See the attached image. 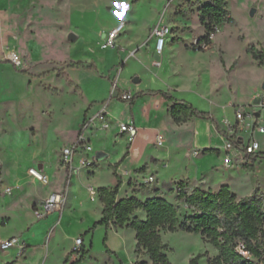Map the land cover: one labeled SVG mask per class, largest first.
<instances>
[{
	"label": "rangeland",
	"instance_id": "rangeland-1",
	"mask_svg": "<svg viewBox=\"0 0 264 264\" xmlns=\"http://www.w3.org/2000/svg\"><path fill=\"white\" fill-rule=\"evenodd\" d=\"M227 2L228 20L219 25L220 30L216 34L212 49L198 50L193 42L207 32L201 15L203 6L210 3V0H124L127 7L125 11H121L123 14L119 19L112 13L113 0H0V62H8V53L15 48L13 41H17L15 39L17 35H21L17 50L20 53L27 50L29 58L34 61L30 50L35 47L25 43L28 40L32 43L33 38L36 39L35 44L42 47V56L35 61V65L34 62L26 61L21 66L13 64L14 70L26 73L31 78L36 77V73L48 71L35 78L39 81L28 80L27 94L22 95L23 98L16 103L17 106H5L0 110V177L13 167L19 158L32 152L35 138L31 134H35L36 130L40 149L48 152L47 154L58 147L57 136L69 139L66 131H76V128H70L75 121L70 116L79 106L74 99L77 98L75 93L83 100L85 97L89 98L87 91L91 96L106 94L107 97L101 103L99 111L87 114L65 148L72 147L80 135L85 138L83 144L92 143L95 146L97 138L106 139L112 132L116 139L125 138L126 149H129L132 143L130 137L118 133L119 123L124 120H112L109 112L110 114L115 112L121 119H135L139 125V121L146 118L145 114L148 111L153 118L157 108L166 104L163 97L157 94L139 97L135 106L133 104L136 98L132 100L121 98L125 91L132 94V89L137 88L141 91L158 88L165 90V87H172L186 95H189L190 91H196L204 101L198 102L195 108L207 113L211 106L219 113L222 105L230 103L231 94L237 92L235 96L238 102L247 104L241 106L242 112L250 113L256 110L254 106L257 104L258 96L253 93L255 91L259 94L264 84V0ZM253 8L256 12L252 16ZM119 23H124L126 28L118 37L117 46L104 48L105 34ZM15 24H32L34 33L28 29L23 31L21 28L13 27ZM157 24H166L171 30L167 35L160 60L155 59L154 28ZM75 32L80 35L77 40L76 36L73 38V35H77ZM130 43L133 46H130ZM172 44L176 46L172 47ZM127 55L128 58L124 59ZM71 60L84 61L85 64H92L96 68L85 69L78 66L71 68L74 63ZM156 61H161L163 66L161 68L160 65L157 66ZM56 68L58 70L54 71ZM163 70L167 71L163 73ZM116 82L118 88L112 96L111 91ZM80 83L86 90L76 87L77 84L82 86ZM63 107L69 115L61 113ZM257 110L260 111V121L264 123V109ZM51 111L54 118L52 122ZM8 112L12 116H9ZM190 118L192 117L189 115H181L176 122L167 113L161 115L160 125L167 130L162 145H159L157 140H148V131L143 129L134 139V143L146 145L145 155L149 160L154 151L160 155L157 163L163 162L161 158L167 160L168 167L162 166L159 169L163 177L160 178V183L162 185V179L172 182L164 190V194L178 207L180 218L183 219L193 213L184 199L177 198L180 183L183 181L181 178L187 168L194 172L198 167L201 173H209V177L213 179L212 183L215 184L227 181L225 184L229 185L231 191L237 193L240 198L251 195L255 189L264 193V157L252 160L250 164H239L237 167L243 172L224 166L225 154L222 149L224 142L220 140L218 143L213 139L209 119L196 117L190 124H182ZM98 131L102 132L97 133ZM257 138L262 143L264 152V134H257ZM123 144L124 140H120L119 145ZM65 148L59 157L61 165ZM194 150L200 151L196 157L189 154ZM135 153L139 155V151ZM75 155H80V164L81 161H92L89 165L81 167L98 168L96 160L87 154L83 145ZM74 161L73 159L72 172L77 177V183L88 192L89 188H94L98 193L99 188L94 184L111 187L114 174L121 179L124 176L118 167H110L107 163L87 179L84 173L79 176L80 171L75 168ZM67 169L70 171L71 168ZM147 169L145 167L138 170L136 174L143 179L148 178L151 173ZM213 172L216 175L214 178L211 175ZM191 184L190 180H186L187 192L198 186L197 182L192 186ZM4 185L14 186L11 196L3 193ZM148 185L154 186L153 183H141V186ZM216 185L214 188L209 185L201 188L217 191L219 187ZM60 187L59 175L46 186L33 179L21 185L12 183L9 178L0 180V199L8 196L7 199L0 200V244L9 233H20L40 219L30 206L34 196L47 194L52 189L60 190ZM84 195L87 196V192ZM98 197L99 193L95 198ZM93 203L95 204V201ZM97 214L96 208L91 209V216ZM78 231L75 221L71 222V226H57L54 232L59 245L57 250L63 246L68 247L71 235ZM80 237L84 240L83 236ZM85 238L86 243L82 242L80 250H75L74 247L73 253L78 254L79 258L84 253V259L92 250L93 258L84 264H107L106 258L109 255L104 238L97 234L93 239L92 249L89 243L91 235ZM162 239L168 244L167 254L172 264H189L188 258L197 255H202L199 264H208L207 255L215 250L212 245L205 244L198 233L163 231ZM262 239L264 240V233ZM5 256L6 254L0 250V264ZM47 264L59 262L57 258H53Z\"/></svg>",
	"mask_w": 264,
	"mask_h": 264
},
{
	"label": "crops",
	"instance_id": "crops-1",
	"mask_svg": "<svg viewBox=\"0 0 264 264\" xmlns=\"http://www.w3.org/2000/svg\"><path fill=\"white\" fill-rule=\"evenodd\" d=\"M116 25L111 27V29L114 28ZM31 26L32 24H15L13 27L21 28L23 31L28 29L29 31L34 33ZM75 36L77 40L80 35L77 33V35H73V38H75ZM20 37L21 35H17L15 38L17 41L15 42L13 41L15 48L8 53V56H7L8 62L6 63L0 62V110H2V107H5V106L7 107L8 106L11 107L10 105L17 106L16 103L21 101V99L23 98L22 95L25 93L27 94L28 80L32 82L39 81V79L35 80V78L41 75H44L48 72V71H45L41 74H38L33 69L35 73L37 74V76L34 78H31L26 73L18 72L14 70V67H13L14 65L9 60V54L11 52L20 53L17 50V46L19 45V42H20L19 41ZM28 41L27 42L25 41V43L35 47V49L30 50L32 52V57L35 58L34 61H31L32 60L31 57L29 58V53L27 50L23 51V53H25L27 56L26 62L27 63L34 62V65H35V61H38V59L41 58L43 49L38 44H35L36 39L31 38L32 43ZM129 45L133 46L132 43H130ZM174 46L176 45L172 44V47ZM137 47L138 46L136 45L135 48ZM34 51L35 53H33ZM31 52H30V55H31ZM160 57L161 56L158 57L157 54L155 55L156 60L158 59L160 60ZM127 58H128V55L125 56L124 59H127ZM71 61H74V63L77 62L75 60H71ZM73 64L70 66L71 68L75 67L73 66ZM162 66H163L162 62L160 61V68ZM94 68H96V66H94ZM53 70L57 71L58 69L56 68ZM166 71L167 70H163L162 72L164 73ZM80 84L83 87L80 86L79 84H77L76 87L82 88V89L84 88L86 90L85 86L82 83ZM169 89L170 91H168ZM150 91H154V92L151 93ZM158 91L167 92L177 99L190 102L194 107L196 106L198 102L204 101V99L201 96H199L196 91H190L189 95H186V94L181 93L180 90L173 89L172 87H165V90L158 88V89H144L141 91L140 89L137 88V89H132V94H135L134 96H136L137 94H141L142 96L147 95V94H157L163 97L160 93H156ZM260 92L261 90L259 91V93ZM87 94L89 98L85 97V100H83L81 96L75 93L77 98H74V99L78 102L79 106L73 112V115L70 116L71 119L73 118V120H75L73 122V125H71L70 128H76V131L78 130L80 123L83 122V120L85 119L88 113L95 114L97 111L101 109V106H102L101 103L105 101L107 97L106 94L102 96H91L89 94V91H87ZM235 94L237 95V92H235L234 94H231L232 99L230 103L228 105H222L223 107L220 108L219 113L214 109L213 106L207 109L209 113L211 114V119L208 120L209 127H210L209 128L210 133L212 137H214L213 139L217 140L218 143H220L219 142L220 140L223 141L221 135L219 134L220 131L224 129L223 121L225 119H228L232 124L237 123L236 117H235L236 109L237 108L241 109V106L247 105L245 102H241V103L238 102ZM253 94L258 96V94L255 91ZM163 99L166 101V104H163L162 107L157 108V111L156 113H154L155 115L153 118H152L151 112L148 111L145 114L146 118L139 121L140 122L139 125L136 124L135 119L125 120V119H121V117L118 118L115 112H112L111 114L109 112V115L112 116L111 118L112 120L115 119L117 121L124 120L123 122H129V121L133 122L138 127L139 131L142 129L147 130L148 140L156 141L158 136L163 139V136L164 137L167 136V130L163 128V125H160L161 115H164V113H167L169 116H171L168 113L169 101L166 100L164 97ZM137 101H138V98H136L133 106H135ZM247 108L249 109L250 107H247ZM230 109H232V111ZM61 113L63 115H69L68 113L65 112L64 107L61 108ZM8 115L12 116L10 112H8ZM52 115H53V111L50 112V120H51L50 122L54 120ZM260 118H261V115L259 116V121H260ZM194 119H196V117H192L188 121L183 122L182 124H190L191 121H193ZM182 124H179V125H182ZM32 127L34 126L32 125ZM76 131L74 132L70 130L66 131V134L69 135L68 140H65L62 136H57L56 138L59 142L58 147H56L54 151H49V154H47L48 152H43L40 149V146L38 144L39 136L36 130L35 134H31L32 137L35 138V141L33 142V146H32L33 147L32 152L26 155L25 157L19 158L13 167H10V169H8L5 174L4 173L1 174V177H0L1 181L9 178L12 183H16L17 185L26 184L27 181L30 179L37 181L36 179H34L32 176L29 175L28 171L32 167L38 168L43 173H45L49 177L50 182L57 175L61 177L60 190L52 189L47 194H43L40 196L36 195L31 199L30 206L33 208V210H35V207L40 202L45 200L53 192H62L65 194V198H66L64 208L61 212L56 211V212L50 213L44 218H40V219L38 218L39 220L32 223L31 227H28L27 229L22 230L20 233L19 232L9 233L6 237L3 238V240H6L11 237H17L18 242L23 247H15L10 252L8 251L4 253L6 254V256L3 259L1 264H6L8 262H14L15 264H47L53 258H57L59 264H73L75 261L79 259V255L73 253V249L75 247V240L78 237L83 236V239H84L83 243L85 244L86 243L85 236H88L89 234L91 235V238L89 241V243L91 244V249L94 246L93 239L95 238L97 234L100 235L101 238H104L105 245L107 246V250H108L107 252L109 255L106 258L107 264H137L138 262L139 263L146 262L147 264H152V261L150 260L149 255H147L145 251L141 253L136 252L137 240H136V231L134 229L126 227V226L115 228L114 225H111L109 227L100 225L92 230V228L94 227V224L102 218L103 204L100 200V197L91 199L92 197H90V192H88L85 187L82 188L80 184L77 183V180H76L77 177H75V175L73 174L74 172H72L71 169L70 171H68L67 168H65L63 165L59 163V157L61 155L62 149L65 148L66 144L70 143L72 139V135ZM100 132L102 131H98L97 133H100ZM118 133L121 134L122 136L126 135L120 132L119 127H118ZM103 135H105L104 132H103ZM238 135L246 136L245 132L241 130L239 126H238ZM116 140H117V143H116ZM120 140H124L123 146L119 145ZM163 142H164V139H163ZM126 143L127 141L125 138L116 139L115 134L112 132L110 133V136L106 139L104 137L97 138V142H95V146H99V148L96 149V147L92 143H90L93 146V152L90 153V155L96 160V164L98 165V168L94 167L92 169V168H87V167H81L80 155H75L74 165H75V168L80 171L79 176H81V174L84 173L85 177L89 179L91 178V175L96 174L97 171L100 170V167L102 165H107L108 163L110 167H118L123 172V175H124L123 178L121 179L120 177L118 178L113 173L115 178L113 180V184L111 187L117 186L119 184V181L121 180V186L119 188V193L117 196L118 200L121 198H126V197H131V196H135L141 201H145L148 198L157 197V196L164 197L168 200V198L164 194V190L172 182L167 181V180L165 181L164 179H162V185H161L160 178L162 177V175L159 171L160 167L162 166L168 167V164L166 163L167 160L165 158H161L163 162L157 163L156 161L159 159L160 155L158 153H155V151L153 152L154 155L150 156V160H149L145 155L146 145L134 143V141H132L129 149H126ZM261 148H262L261 150L262 152L263 151L262 143H261ZM113 150H115V152ZM135 151H139V155H137ZM97 154H100L99 159L97 158ZM189 154L191 155L193 153L189 152ZM162 156L165 157L164 155ZM194 157L196 156L194 155ZM103 160L105 161L102 162ZM247 163L250 164L251 162L249 161ZM239 164L242 165L246 163L240 162ZM237 166L231 169L239 170L243 172V170ZM145 167L148 168L147 171L151 173L150 176H154L155 178V181L153 182L154 184L153 187H151L150 185L141 186V183H143L142 181L144 179L142 177H139L136 174L138 170H142ZM208 174L209 173L207 174L201 173V169L198 167L194 170V172L190 171L187 168L185 174L183 175L181 179L185 181L190 180V182L192 183L191 186L195 182H197L198 186L200 187H204V185H209V187H212V188H214L213 186H215L216 184H217L216 185L217 187H220L221 185L227 182V181H222L221 183H216V184L212 183L213 179H211V177H209ZM211 175H212V178L216 176L214 172ZM231 177L232 176H230V178ZM94 186L98 188L104 187V186H100L96 184H94ZM8 187L12 188V193L11 194L7 193L8 196H11L13 194L14 186H11V185L5 186L3 189L4 191L3 193H6L5 189ZM85 192H87L88 194L87 196L84 195ZM8 196L3 197V199H0V200L3 201L4 198L7 199ZM87 197L89 198V200ZM94 201H95V204L93 203ZM95 208L98 210V214L95 216H91L90 211L91 209L93 210ZM136 215H138L141 219L146 218V215L143 210L137 211ZM72 221H75L77 227L79 228V231L71 235V239H70L71 243L68 247L63 246L60 250H57V248H59V245H57V242H56L57 240L54 236L55 229L57 228V226H65V225L71 226ZM205 244L212 245L207 242H205ZM217 255H218V250L215 248L212 254L207 255L208 264H213L212 259L216 257ZM90 256H92V250H90L89 255L85 257L80 264H84L88 259L93 258V256L92 257ZM191 257L188 258L189 261ZM199 262H200V259L198 261V264Z\"/></svg>",
	"mask_w": 264,
	"mask_h": 264
},
{
	"label": "trees",
	"instance_id": "trees-1",
	"mask_svg": "<svg viewBox=\"0 0 264 264\" xmlns=\"http://www.w3.org/2000/svg\"><path fill=\"white\" fill-rule=\"evenodd\" d=\"M227 6V0H210V3L203 6L201 20L207 32L199 38L200 41L207 40L216 26L228 20ZM73 66L94 69L92 64L87 65L84 61L75 62ZM156 93L169 101L168 113L176 122L181 115L211 119L210 113L196 109L190 102L177 99L164 91ZM141 96L137 94L134 98ZM251 157L255 161L264 157V152ZM185 185L186 181L183 180L177 198L184 199L193 213L183 219L180 218L178 207L164 197L141 201L131 196L118 200L121 180L115 187H99L98 193L103 204L102 218L94 224L92 230L100 225L134 229L136 252L145 251L152 264H172L167 254L168 245L162 239L163 231L200 234L205 242L218 250V255L212 259L213 264H264V193L255 189L251 195L240 198L227 184L221 185L217 191L196 186L190 192L185 190ZM139 210L144 211L145 219L136 215ZM201 256L191 258L189 264H198ZM83 257L84 253L73 264H80Z\"/></svg>",
	"mask_w": 264,
	"mask_h": 264
},
{
	"label": "built area",
	"instance_id": "built-area-1",
	"mask_svg": "<svg viewBox=\"0 0 264 264\" xmlns=\"http://www.w3.org/2000/svg\"><path fill=\"white\" fill-rule=\"evenodd\" d=\"M125 28L124 23L117 24L114 28L109 30L104 37L105 45L104 48H115L117 46V39L120 36L121 32ZM220 27L216 26L214 30H212L207 40L200 41L199 38L194 40L193 44L198 50H209L212 49L216 34L219 32ZM154 33L156 36V54L157 56H161L163 53L167 35L171 33L170 28L166 24H157L154 28ZM27 56L25 53L11 52L9 54V60L16 66H21L24 61H26ZM156 65H160V61H156ZM116 88H118V83H114L112 88V96L116 92ZM121 98L123 100H132L134 99V95L129 91H125ZM256 110H253L250 113L242 112L240 108L236 109L235 117L236 122L232 124L228 119L223 121L224 129L220 131V135L223 139V151H224V166L230 168L237 166L240 162L246 163L252 160L253 155L261 152V143L257 139V134H264V124L259 121L260 111L257 109H264V88L261 89V92L257 97V104L254 106ZM253 107V108H254ZM249 119H251L249 121ZM238 126L245 133L246 136L238 135ZM119 130L121 133L126 134L130 137L131 141H134L137 136L139 129L138 127L131 121L129 122H121L119 123ZM84 136H78L75 144L70 148H65L63 150V166L65 168L70 167L72 171L73 159L75 153L84 146L87 154L93 152V146L90 143H84ZM159 145L163 144V139L158 136L156 139ZM193 154L195 156L199 155L200 152L198 150H194ZM92 161H81V165H89ZM29 175L32 176L37 181L43 183L44 185L50 184L49 177L43 173L38 168L32 167L29 169ZM155 181L154 176H149L143 180L145 184H151ZM91 197L94 199L98 193L94 188H89ZM179 190V189H178ZM5 192L8 194L12 193V188L8 187L5 189ZM65 194L62 192H53L51 193L45 200L40 202L35 207V213L38 218H44L50 213L53 212H61L65 205ZM82 238L79 237L75 240V250H80L82 245ZM14 247H23L19 242L17 237H11L6 240H3L0 244V250L3 253L8 252L10 249ZM240 250V246L238 247ZM245 254H247L245 252Z\"/></svg>",
	"mask_w": 264,
	"mask_h": 264
},
{
	"label": "clouds",
	"instance_id": "clouds-1",
	"mask_svg": "<svg viewBox=\"0 0 264 264\" xmlns=\"http://www.w3.org/2000/svg\"><path fill=\"white\" fill-rule=\"evenodd\" d=\"M125 3H124V0H113V7H112V13L113 15H115L116 12L118 11H125L126 10V7H125Z\"/></svg>",
	"mask_w": 264,
	"mask_h": 264
},
{
	"label": "water",
	"instance_id": "water-1",
	"mask_svg": "<svg viewBox=\"0 0 264 264\" xmlns=\"http://www.w3.org/2000/svg\"><path fill=\"white\" fill-rule=\"evenodd\" d=\"M255 12H256V9L253 8V9L251 10V15L253 16V15L255 14ZM262 88H264V84H263ZM97 158H98V159L100 158V154H97Z\"/></svg>",
	"mask_w": 264,
	"mask_h": 264
},
{
	"label": "snow or ice",
	"instance_id": "snow-or-ice-1",
	"mask_svg": "<svg viewBox=\"0 0 264 264\" xmlns=\"http://www.w3.org/2000/svg\"><path fill=\"white\" fill-rule=\"evenodd\" d=\"M125 7H126V5H125ZM122 14H123V13L120 12V11H118V12L115 13V15L117 16L118 19L121 17Z\"/></svg>",
	"mask_w": 264,
	"mask_h": 264
}]
</instances>
